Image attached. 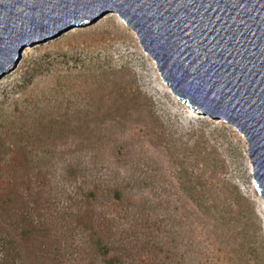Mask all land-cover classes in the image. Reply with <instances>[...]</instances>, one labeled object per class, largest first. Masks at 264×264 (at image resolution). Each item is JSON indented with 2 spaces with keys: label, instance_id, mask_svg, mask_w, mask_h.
<instances>
[{
  "label": "rangeland",
  "instance_id": "374dc122",
  "mask_svg": "<svg viewBox=\"0 0 264 264\" xmlns=\"http://www.w3.org/2000/svg\"><path fill=\"white\" fill-rule=\"evenodd\" d=\"M26 127L39 133L32 143L68 247L62 264H91V234L73 229L79 215L91 220V208L117 238L131 234L144 217L157 224L154 233L138 232L139 245L152 233L165 242L164 253L140 251L144 259L169 255L172 264H228L223 254L218 263L210 260L223 248V229L204 213L198 194L185 189L189 179L211 190L210 202L220 208L238 196L236 209L250 212L264 248V201L247 141L232 125L178 99L117 15L105 16L93 33L74 32L60 44L26 51L6 74L0 138L9 145ZM197 146L208 156L193 157ZM115 189L123 191L122 201L115 200ZM91 191L97 194L92 205Z\"/></svg>",
  "mask_w": 264,
  "mask_h": 264
},
{
  "label": "water",
  "instance_id": "95a60500",
  "mask_svg": "<svg viewBox=\"0 0 264 264\" xmlns=\"http://www.w3.org/2000/svg\"><path fill=\"white\" fill-rule=\"evenodd\" d=\"M115 14L172 93L235 127L264 201V0H0V82L26 51Z\"/></svg>",
  "mask_w": 264,
  "mask_h": 264
},
{
  "label": "trees",
  "instance_id": "16d2710c",
  "mask_svg": "<svg viewBox=\"0 0 264 264\" xmlns=\"http://www.w3.org/2000/svg\"><path fill=\"white\" fill-rule=\"evenodd\" d=\"M16 134L19 139L9 145L0 138V264H62L68 247L64 233L59 230L62 222L54 221L56 205L46 195L48 174L39 165L40 155L32 143L39 138V133L34 127H26ZM196 150L193 157L208 156L206 149L197 146ZM13 153L16 156L12 157ZM185 184L188 185L185 189L198 194L199 201L204 203V213L215 219L217 229H223V242H220L223 248L218 250L219 255L208 259L218 263L223 254L228 264L264 263V248L258 245L256 232H252L255 224L250 212L240 210V206L236 209L239 197L226 199L220 208L216 202H210L208 192L211 190H200L193 179ZM213 191L218 193L221 189ZM96 198L95 191H91V205ZM114 198L122 201L123 191L115 189ZM144 218L140 225L132 228L131 234L126 232L117 238L114 227L105 226V229L102 222L94 218L91 208V220L86 223L79 215L73 229L83 230L84 227L91 234V264H172L169 255L159 262L140 255V251L152 254L158 249L164 253L166 247L165 242L151 237L157 224L152 227L150 220ZM151 230L149 236L144 235L148 239L140 246L138 232Z\"/></svg>",
  "mask_w": 264,
  "mask_h": 264
}]
</instances>
